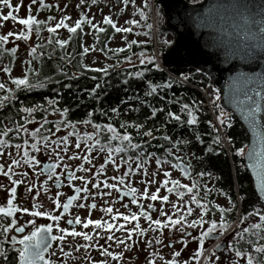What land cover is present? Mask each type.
Returning <instances> with one entry per match:
<instances>
[{
  "label": "snow or ice",
  "instance_id": "1",
  "mask_svg": "<svg viewBox=\"0 0 264 264\" xmlns=\"http://www.w3.org/2000/svg\"><path fill=\"white\" fill-rule=\"evenodd\" d=\"M39 7L37 8V12H39L42 8L49 7V5L45 4V0H38ZM132 4L133 12L130 15H135L139 17L140 21H146V13L145 9L151 8L148 3V0H140L139 6L135 3V0H120L121 5H126L128 3ZM191 2L195 3L196 0H191ZM30 4H36L37 0H29ZM85 0H80V3L77 5L79 7L81 4H84ZM90 3L95 4L96 0H90ZM55 7V5H52ZM7 8V14H0V21H7L9 19L14 22H18L20 25L24 26V28L31 29L32 25H36V33L39 35L40 28L39 25L42 23H46V21L36 20L34 16H32L31 9H27L28 15L25 18H18V16L13 14V8L17 11L21 7L20 3L16 5H12L9 0H0V8ZM158 8V6H157ZM87 11V9H85ZM124 8L121 7L119 12H123ZM119 12L117 14H119ZM157 19L159 18V12H156ZM53 17L48 16L47 20H52ZM70 17L67 15L61 16V18L56 22L55 26H47L46 31L50 34H54L55 28L63 27L67 30L69 34L80 31L81 36L83 35L82 24L87 23L90 30H94L92 34H98L105 31L103 27H98L99 23L103 25H111L112 30L116 33H130L132 29L130 27H117L116 23L110 19L109 15H104L102 21L97 23L92 22L91 17H87L84 12H81L75 22L69 26L65 21L69 20ZM125 24L132 26H139L138 21L136 19H126L124 21ZM182 23V22H181ZM196 23L198 27L201 28H213L222 33V36L225 39L221 40L220 47H226L228 49L226 53L227 58H231L233 60H238L242 65L252 64L259 60L261 63H264V0H216L215 3L210 4L204 11V13L200 14L196 17ZM145 29H149L152 27L151 24L145 23L143 25ZM143 35H148L147 31L142 33ZM9 36H14L16 39H24L25 41L28 39V32L21 30L19 33H13L9 31L4 35H0V48H3V45L8 42ZM71 39V35L69 37ZM69 39H55L54 43L57 47L63 48L64 46L69 44ZM98 40L99 37L96 36ZM109 40L112 39L111 36L108 37ZM121 40H124L123 47H117L114 49H108L107 44L103 46V49L96 48L93 49L91 45L88 47L80 45V52L78 53L80 57H83L86 53L91 50L96 51H111L113 53H120L125 49L130 50L131 45L143 44L145 41H137L133 40H125L123 36H121ZM48 43L51 40L47 41ZM171 43V41L164 40L162 42V46H167ZM35 47H29L27 50V56L33 57L35 53ZM4 52L8 53L10 56L17 52V46H13L11 48H4ZM138 55V63L139 65L145 66L143 69L137 68L135 71L127 73L126 79L122 81V83H127L128 78H135L142 82L144 86V95L153 97L159 95L161 101L164 100V96L162 94L164 89H170L172 84L176 82V78L169 76L168 78L162 79L161 82H155L153 79H144L145 73L151 72L153 70L159 71L160 65L158 63V57L153 55H143V54H134ZM125 62L131 63L130 57H123ZM94 63V61H93ZM150 66V67H149ZM79 67L84 68L86 70H90L92 72H101L107 75L106 68H90L89 65L81 63ZM111 67V66H108ZM2 70L5 74H7L10 69L8 66H4ZM196 71L199 73L200 69L197 68ZM29 73L35 75L34 70L31 68L30 63L27 70L24 72L23 78H12L11 83L16 86V89L24 88L31 89L36 87L29 83ZM191 74H180V82H186L189 80ZM45 79H48L45 77ZM71 79V77H70ZM93 79H95L93 77ZM40 87H43L41 84ZM65 88L69 87V85L65 84ZM100 85L97 84L89 89L90 95H95L97 88ZM209 91L206 92V95L210 97L209 103L213 107L214 113H216L213 117V121L205 120L204 124L208 126L211 130L209 133L210 139L208 140V146L203 148L205 153L216 151H220L221 143H226L231 145L233 143L232 137L228 135V131L234 126L233 119L230 113L225 112L223 108L220 107L219 104L214 103V101L218 98V91L216 88L211 85L207 86ZM225 103L231 104L232 108L239 114V116L243 119L245 125L247 126V131L251 135V141L248 145L244 147L235 148L234 155L236 157H243L247 161V169L251 172L252 179L254 181L255 192L253 193V198L255 199V204L251 205V210L239 217L241 223L244 222L245 219L251 217L258 216V222H253L249 227H243L240 230H236L239 228V225H236L233 228L228 220L226 219L225 214L231 213L235 207L234 202L229 198L227 203L228 207L225 208L223 206L217 205L215 203H211L207 201V196L210 189L207 187L206 183L204 186V202L201 201L194 193V190L198 189V185L195 181L191 184H182L177 179L170 178L169 171H162V175L165 179L159 181L160 187L155 188L150 194H148V184H155V180H145L143 177L147 176L146 170L140 173L141 180L138 183L144 184V190L139 194L138 199L143 201L147 199L149 201L159 200L161 202V208L159 211L160 217H165L164 220L160 219H151L149 215V211L154 210L153 205L149 203L147 208L149 211H145L143 207L138 205V199L136 197L137 189L131 186V180L128 179L127 184H125V178L130 177V175L137 174V169H141L149 163L154 156L153 153L149 152H141L143 144H146L147 141L142 142V144H136L131 142V137L128 131H124L122 134L117 132V129L113 126L112 123L92 124L94 128V132H84L81 134L80 132L75 131V126L78 123L82 124H90L92 123L90 119H85L81 121H70L66 119V114L68 112L67 108L57 109L55 105L57 104V100L55 98L49 99L45 97V101L47 105L51 106L54 112L59 113L60 119L55 121L52 124V127L57 131L60 130L61 125L66 130V134L64 136L55 137V133L51 130L48 131L47 135H38L39 129L28 130L24 128L23 124H20L16 128V132L20 135H26L32 138V143H29L28 139L23 140V147L21 144L9 145L6 140V135L4 132H0V144H4L5 146H11L18 150V154L22 157V160H17L13 158L11 163L8 165L7 170L4 169L3 165H0V175L7 178L10 182L11 187L6 189L9 194L6 200L5 205H0V216L4 218V223H0V264H62V262L57 259H51L52 256H56V251H50L52 248V242H56V250L59 252L60 257L64 258L63 264H66L67 259L71 256L72 252L78 251L83 248L85 250V259L87 264H109V260L101 259V260H93L87 256L88 250L96 249L99 252L101 257L110 258L112 261H116L117 264H120L121 258L123 256L122 252H114L109 251L104 246H101L97 243H92L94 238L93 232L95 233V238L99 239L101 237V232L107 233L106 241L113 242L116 246L123 245L124 249L127 250L132 247V235L133 232L141 238L144 237V234L149 230L148 228L142 229L139 223H135L132 227L124 228V224L132 221H137L138 217H143L145 222H148L150 228L153 231H159L165 227L169 229L171 232L173 230V226L182 225V227L177 228L176 230L183 232L184 227L197 229L198 226H202L207 223V228H200L198 230V234L195 237H192L193 240L197 241L196 248L194 252L184 260L179 259L181 253L180 251L173 250L170 253L169 259H164L163 256H160L159 252H153L151 250L148 251V256L146 264H155V260L158 258L162 264H190L191 261L195 260L196 264H220L219 257L216 256V249L220 248L222 245L217 244L212 248L207 250L208 254L205 253V249L202 247L206 238L216 237L211 236L212 233L218 232L220 236H230L231 239L227 241V246L225 248V252H231L233 259L228 261L227 264H240L241 258L243 259V264H264V244H257L255 241L245 240V243L251 245V251H241L239 248L235 247V242H239L240 239H244V234H248L250 229L252 230H261L264 229V67H261L258 71H243L237 70L234 71L231 76H229L226 84H225ZM0 89H2L5 93H9L10 90L2 83H0ZM203 91V89H201ZM58 94V93H57ZM15 97L12 95H5L0 97V102H7L9 100L14 99ZM99 99V97H96ZM132 97H129L128 100H131ZM140 103H145L143 99L139 96L136 97ZM127 101L121 100V104L126 103ZM167 103L169 104H178L179 111L174 113L171 110L163 111V109H157L154 106H149V112L151 116H156L158 111H163V120L165 122L174 121L177 125H187L189 129L192 126L200 123L198 119L199 114V104L201 103L198 100H192L188 103H185L180 97H176L175 100L169 96ZM147 106V105H146ZM40 109L39 104H33L31 107H25L21 105L19 108L20 113L32 114L34 111ZM113 115L117 114V107H111L108 109ZM92 111L87 113L88 117L92 116ZM182 114L184 118H182ZM20 120L24 121V124L30 123L27 116L21 115L19 117ZM111 119V117L109 118ZM148 117H145L147 120ZM219 125V127H217ZM121 127L133 128L137 130V133L146 137H149V140L155 139L156 137L152 136V130L149 129L147 131H142V126L140 123H126L121 122ZM163 127V124L160 125ZM101 130H106L108 136L106 138L105 144H101L98 133ZM11 131V130H9ZM81 135L84 138V148L86 149L83 153V156H78L75 152L71 155L67 156L68 160L78 159L81 160V164L75 166V171L79 172H87L88 169L84 168L82 165L84 163H90V157L88 153L93 150V147L99 148L101 151H106V155L103 158V163L96 165V171L90 174V178H86L84 176H75L74 170L71 166L64 164L61 166V173H64L65 178L68 182V186L72 187L73 195L68 196L62 205V211L60 214H53L57 208H60L58 200L55 198H51V203L55 205V207L51 210L40 211L39 208L43 207L42 204L36 203V196L32 197L33 204L32 210L29 211L27 208H20L14 204V191L17 185L22 183L21 179H13V175H19L22 178L27 175V173L19 172L14 173L12 171L13 166H18L23 163L28 168L34 169L33 175L36 174V170L34 168L35 165L39 164L40 161L37 160L35 155H30L29 152H39L40 147L38 146L37 141H39V145H42L45 149L46 155H55L56 160L53 163H44L42 171L47 174L49 172H53V170L60 165V162L65 159V157L60 155L59 150H55L51 148L52 144H62V151L65 153L68 152V145L70 143L69 137H75V143L72 145L73 148H79L81 143ZM49 136H54L55 139L50 140ZM164 141H167L171 148L165 147L163 149L164 154L166 156L172 157L174 162L170 163L171 169H178L180 175L185 179L190 178L189 169L191 168L190 164L184 163L180 156L173 155L171 149H178L179 144L188 145L190 143L189 140L177 139L173 142L167 134H164L161 137H158ZM115 140L116 146L113 148L111 146V141ZM194 140L201 145L204 144V140L200 134H196L194 136ZM91 141V143H88ZM124 142H128V146L132 149L137 150L138 157L142 155L143 160L138 158L136 161V167L132 168L128 166V161L121 157L120 162L116 163L113 159L114 153L126 152L127 148L122 147L121 145ZM215 146V147H213ZM156 147H161V145H156ZM247 148V151H244V148ZM2 152V149H0ZM99 154V153H98ZM193 159L198 160L199 157H196L195 154H192ZM187 159V156L184 157V160ZM155 165L159 169L162 163H169L167 159L162 161L159 156H155ZM111 163L112 168L114 170H119L121 165H125L123 175H115L113 177L105 176L104 180H99L98 177L104 174L105 165ZM241 169H244V165H241ZM55 180L53 181L56 187H59L61 184V176L59 173H54ZM153 178L156 173L153 172ZM197 177L207 176L209 178H213L210 172L198 171L195 173ZM51 179V177H49ZM80 180L82 185H88L91 183V188L93 190L98 188V185L107 188L114 189L117 193L122 195H126L131 198V204L137 205L138 211L133 213L131 210H128V214H124L119 212V210L113 211L111 205H107L102 207L100 211L105 213L110 217L111 223L108 220L104 219H89L85 217L81 220L80 216H76L74 219H68L65 223L69 227H60L59 221H61L64 213L68 212L72 202L77 200V194L83 192L85 196L89 194L88 189L86 187H75L72 185L73 180ZM108 179L115 180L119 185L125 186L124 190L120 187H117V184L106 183ZM171 185L172 187H167V185ZM36 183H30L28 190L36 187ZM161 188H164L165 193L175 192L177 195V199L179 200L185 193L189 194V200H184L181 204V207H177L175 201L171 202V208L173 212L180 213L181 208H183L184 214L178 216L177 219L172 218V212L168 213L167 216L163 210L164 202L168 201L167 194L164 196H158V192ZM0 189H4V185L0 184ZM39 189L41 191L47 192L45 188L44 182L39 183ZM109 193L105 192H96L93 191L91 193L92 196L101 195L105 196ZM221 196H224V192L219 193ZM61 195L60 192L56 193V196L59 197ZM243 199V197H239ZM118 199V197H117ZM116 200L113 201L115 203ZM192 204L198 208V216L195 219L187 220L186 215H191L193 212V208L188 205ZM206 204H210L211 210L219 213V220H205V213L210 209L206 206ZM123 207L127 208V205L122 204ZM77 207H86L89 212L95 207L93 203H80ZM27 213L32 219H28L23 223L18 224V217L14 216V213ZM186 214V215H185ZM41 217L45 218L49 222H57L55 224H35V218ZM117 218H119L123 223H115ZM75 223L79 225L81 229H86L89 226L92 227L93 232H85L83 230L76 231L75 229H71V225ZM53 228L55 229V234H52ZM27 229V230H26ZM96 229H100L101 231H95ZM120 230L126 231L127 235L124 239H119L115 237L112 231L109 230ZM11 230V234H10ZM253 236H256L258 239L264 240V236L260 235L259 231H253L251 233ZM188 235V234H185ZM70 236L73 239L76 237L82 238L85 243L81 244H71L65 241V237ZM155 243L157 245H162V239L157 236L154 238ZM125 240L129 241V243H125ZM181 243L182 246L186 245L187 240L184 236L180 237V240L176 241ZM67 243L68 251L64 250L63 244ZM151 240L145 241V248H150ZM110 246V245H109ZM138 246V245H137ZM163 246V245H162ZM167 247H172L171 238ZM47 254V256H46ZM214 257V258H213Z\"/></svg>",
  "mask_w": 264,
  "mask_h": 264
},
{
  "label": "trees",
  "instance_id": "2",
  "mask_svg": "<svg viewBox=\"0 0 264 264\" xmlns=\"http://www.w3.org/2000/svg\"><path fill=\"white\" fill-rule=\"evenodd\" d=\"M184 1L188 5H196L200 0H196L195 3L191 2V0ZM47 9L48 7L42 8L40 11L47 13ZM150 9L152 11L151 17L150 10L146 9L145 13L147 20L142 21L143 25L145 23L152 25V21L154 23L152 25L153 27L149 29L143 27L144 31L148 32V35H143L145 43L131 45L130 50L125 49L120 53H110L103 50L99 51L102 56L113 63L111 67H105L107 69V75L79 67V65L84 62L85 56L80 57L78 54L80 52V45L83 44L84 46L85 23L81 26L83 30L82 36L79 30L72 34L67 32V37L65 39H69L70 35L71 39H69V44L63 48L57 47L54 43L55 39L59 38V36L55 33L50 36L46 31L47 22L39 25V35L36 33L37 26L32 25L29 31L34 34L35 41L39 39V36H43L44 39L33 44V46H36L34 56L30 57V62H26V70L30 63L31 68L35 72V75L29 73V83L36 85V87L24 89V105L25 107H31L33 104H39L40 109L37 110L34 115L36 119L42 120L45 117V113L53 111L52 107L47 105L44 98H55L57 100L55 108L61 110L64 108L68 109L66 114L67 120L81 121L90 119L93 124L112 123L118 133L122 134L124 131H128L132 143L142 144V142L147 141L146 144H143L141 149L142 153H153V158L159 156L161 160L167 159L169 163L174 161L172 157L164 154L163 149L165 147L171 148V145L158 137L167 134L173 142L177 139L189 140L190 143L188 145L179 144L178 149H171L173 155L180 156L184 163L191 165L189 171L191 177L197 178L198 185L201 186L199 190L201 198L204 197L203 185L206 183L211 185L207 196L208 202H212L221 191L225 193L224 197H227V199L230 198L234 202L235 207L233 211L225 214L229 224L232 225L234 222L240 220L239 217L241 215L251 210V205L255 204L251 180L245 169H241V165H243L241 157H236L234 155L235 148L247 145L248 136L244 128L232 117L234 126L228 131V135L232 137L233 143L229 145V153L226 154L222 145H220L219 152L212 151L205 153L203 151V148L208 146V140L211 138L209 135L211 130L204 124V121L213 120L209 110L205 106L202 95L197 89L211 85L209 77L202 72L198 73L196 70L192 69H166L161 66L159 71L153 70L145 73L144 79H153L155 82H161L162 79L168 78L169 76L176 78V82L172 84L170 89L163 90V101L160 100L159 95L153 97L145 96L144 86L140 80L128 78L127 83H122V81L126 79L127 73L133 72L137 68L143 69L145 67L139 64L121 67L122 64L126 63L123 57L137 56L134 54L153 55L155 52L157 57L161 59L162 54L172 45L171 42L167 46H162L165 35L169 32L166 31L163 26L161 5L157 0H152ZM157 11L159 12L158 19L156 17ZM101 27H103L105 31L95 34L94 40L97 47L103 49V46L110 41L108 37H113L116 32L112 30L111 25L102 24ZM96 36L99 37L98 40ZM49 40H51L50 43L47 42ZM10 57L13 58V55ZM33 60L37 61L35 63V68L33 67ZM181 73L191 74L189 80L186 82L177 80ZM45 77L48 79H45ZM93 77L95 79H93ZM41 84L43 87H40ZM65 84L69 85V87L65 88ZM97 84H99L100 87L97 88L95 95H90L88 90ZM137 96L143 99L145 103H140L139 100L136 99ZM169 96H171L173 100H175L176 97H180L185 103L192 100L200 101V111L198 114L200 123L189 129L186 124L177 125L174 121L165 122L163 120V111L171 110L174 113L179 111L178 104L167 103ZM96 97H99V99ZM129 97H132V99L128 100ZM121 100L127 102L121 104ZM149 106L163 109V111H158L156 116L153 117L149 112ZM111 107H117V114L113 115L108 111ZM89 111L93 113L91 117L87 115ZM55 113L57 115V121L60 117L58 112ZM110 117L111 119H109ZM145 117H148V119L145 120ZM182 118H184L183 114ZM122 121L126 123H140L142 131L151 129L152 136L156 138L149 140V137L138 134L137 130L133 128L121 127ZM161 124H163V127H160ZM81 125L82 123H78L75 128ZM217 126L219 127V125ZM60 129H64L62 125ZM74 130L76 131V129ZM196 134L202 136L204 140L203 145L194 140ZM99 135L102 138L106 137L107 133L104 134L100 131ZM110 143L114 145L113 141ZM126 144V153L128 155L134 156L137 159H143L142 155L138 157L137 150L128 146V142H124L121 146L123 147ZM156 145H161V147L158 148ZM245 149L246 147L244 150ZM193 153L196 157H199L198 160L193 159ZM185 156H187L186 160H184ZM198 171L210 172L213 178L207 176L197 177L195 173ZM239 197H243V199ZM254 222H258V216L255 217ZM249 226L250 224L246 227ZM253 231H259L260 235L264 236V229H250L248 234H244V239L239 240L238 246H243L245 250L251 251V245L245 243V240L255 241L257 244H264V240L258 239L251 234Z\"/></svg>",
  "mask_w": 264,
  "mask_h": 264
},
{
  "label": "flooded vegetation",
  "instance_id": "3",
  "mask_svg": "<svg viewBox=\"0 0 264 264\" xmlns=\"http://www.w3.org/2000/svg\"><path fill=\"white\" fill-rule=\"evenodd\" d=\"M13 0H9V2L12 4ZM27 3H29V0H26ZM17 3L21 4V7L25 6L24 0L21 3V0H17ZM16 3V4H17ZM38 0H37V5H38ZM13 5V4H12ZM35 5V4H33ZM4 12V14H7V8H0V14ZM19 17V12L13 8V14ZM11 21V19H9ZM13 21V20H12ZM17 23V22H16ZM3 23H1L0 21V25H2ZM17 46V52L15 54H13V58H11L8 53L4 52L3 49L4 48H11L13 46ZM36 49V48H35ZM22 53L21 47L16 44H14L13 42L11 43L10 41H8L6 44L3 45V48H0V69H3L4 66H8L10 71L5 74L2 70H0V83L4 84L9 90V93H5L2 89H0V97H3L5 95H12L15 98L12 100H9L7 102H0V132H4L6 135V140L7 143L9 145H15V144H21V146L23 147V140L24 139H28L29 141L31 140L30 143H32V138L28 137L26 135H20L19 133L16 132V128L18 125L23 124L24 128L28 129V130H32V129H39L38 131V135H47L48 131L51 130L52 132H54L56 134L57 130L55 128L52 127V124L56 121L57 115L54 111H50L49 113H45V117L41 120V119H36L35 118V112L34 111L32 114H27V113H20L19 112V108L21 107V105H24V88H20V89H16V86L13 85L11 83V79L12 78H23L24 72L26 71V62H30V57L27 56L26 54V58L22 61V65H21V69L22 70H16V63L15 60L17 59V54ZM36 60H33V67L35 68ZM21 115L27 116L28 120L31 121L30 123L24 124V121L20 120L19 117ZM93 123L90 124H82L81 127L83 129V131L81 132L82 134L84 132H89L92 133L94 132V128L92 127ZM86 128V130L84 129ZM11 130V131H9ZM102 133H107L106 130H101ZM99 139L101 144H105L106 137H100L99 133H98ZM54 138V136H49V139L52 140ZM112 142V141H111ZM114 145H111L113 148H115L116 146V141L113 140ZM38 146L39 145V141H37ZM88 143H91V141H88ZM82 145V151L80 152V156H83L84 151L86 150L84 148V138L83 135H81V143ZM126 145H124L123 147H126ZM95 147V146H94ZM93 150L90 151L88 153L89 157H90V163H84L82 166L84 168H87L88 171L87 172H79V171H75V166L78 165V163L81 164V160L75 159L74 161L71 162V164H69V166H71L74 170V175L75 176H84L86 178H90V174L92 172L96 171V165H99L100 163H103V158L104 156L107 154L106 151H101L99 148H95ZM52 149H55L54 145H51ZM127 148V147H126ZM0 149H2V152H0V165H2V160L4 157H6L5 155H7L9 152V149H12V151L17 150L14 147L11 146H5L4 144H0ZM31 153V152H29ZM34 153L36 156L40 157L41 159H37L40 161V163L38 164L39 166V172L42 176V178L44 179V185L47 186V192L43 191L42 194L36 195V193H28L27 195H23L21 197L20 202H17V199H14V204L16 206L19 207V204H21L22 208H27L29 211L32 210V197L35 195L36 196V203L38 204H42L43 207L39 208L38 210L40 211H44V210H51L55 207V205H53L51 203V198H55L58 200L59 204L61 205L60 208H57L55 212H53V214H60V212L62 211V205L64 200L70 196L73 195V191H72V187L68 186V182L65 178L64 173H61V168L60 165H58L53 172L54 173H59L61 176V184L59 187H56L53 183V181L55 180V175H53V172H49L47 174L43 173L42 171H40L41 169H43V165L44 163H53L55 162V158H54V154L49 156L45 154V150H42V152H32ZM99 153V154H98ZM102 153V155H100ZM121 157H123L125 160L128 161V166L135 168L136 167V161L137 158H135L134 156L128 155L126 152H119V153H114L113 155V159L115 160L116 163L120 162ZM141 160L142 163V158H139ZM155 159V158H154ZM164 161V160H162ZM170 165V163H165ZM124 168L125 165H121L119 170H114L112 168L111 163H108L105 165L104 168V174L100 175L98 177L99 180H104L105 176L107 177H113L115 175H123L124 172ZM175 171H177L178 176L180 177V179H184V177H182L180 175V172L178 169H174ZM138 171V169H137ZM79 173V174H78ZM49 177H51V179H49ZM135 174L134 175H130V177L125 178V184H127L128 179L131 180V186L137 189L136 192V197L138 199L139 194L141 192H143L144 190V184H137L136 180H135ZM174 179V178H171ZM179 180V179H177ZM186 180H190L191 184L193 181H195L198 185L197 182V178L195 177H191V173H190V178L186 179ZM180 181V180H179ZM72 185L75 187H86L88 189L89 194L87 196H85V194L83 192L77 194V200L72 202V205L70 206L68 212L64 213V215L62 216L61 222L63 223L62 228L63 227H69L65 221L68 219H74L77 215L80 216L81 220H83L85 217H88L89 219H104V220H108L110 223L112 222L110 220V217L108 215H106L105 213H102L100 211V209L102 207H105L107 205H111L113 208V211L115 212L116 210H119V212L124 213V214H128V210H131V212L135 213L138 211V207L137 205H133L131 204V198L126 196V195H122L120 193H117L114 189L110 190L107 188H103L101 186L98 185V188L93 190L91 188V183H89L88 185H82L80 180H73ZM106 183H112V184H117V187H120L122 189V191L124 190L125 186L119 185L118 182H116L115 180L112 179H108L106 181ZM180 183H182L180 181ZM0 184H2V181L0 179ZM184 184V183H182ZM208 188L211 187L210 184H206ZM141 186L140 191H138V187ZM205 184L203 185L204 188ZM160 187V184L157 186ZM167 187H172L170 184L167 185ZM200 185H198V189L194 190V193L196 196H198L202 202H204V197L201 198L199 195V190H200ZM155 190V189H154ZM160 190H162V194L159 196H164L167 194V196L169 195H176L175 192H170V193H165L164 188H161ZM93 191L96 192H105V193H109L108 195L105 196H101V195H96V196H92L91 193ZM60 192L61 195L59 197L56 196V193ZM17 192L14 191V195H16ZM209 194V193H208ZM8 193H6L5 195L3 194L2 190L0 189V205H5L6 204V200L8 197ZM185 195H189L187 193H185L183 195V197ZM118 197V199H117ZM116 200L115 203H113V201ZM184 200L187 199H174V200H169L164 202L163 204V210L167 216L168 213L172 212V218L173 219H177L179 215L184 214L183 212V208H181V212L180 213H175L173 212L172 208H171V202L175 201L177 204V207H181V204ZM189 200V199H188ZM215 200V199H214ZM214 200L211 203H214ZM80 203H84L85 205L88 203H93L95 205V207L89 212V210L86 207H77V205H79ZM151 203L153 205V209L149 211L147 208V205ZM122 204L127 205V208L123 207ZM138 205H140L141 207H143V209L145 211H149V215L151 217V219H160V220H164L165 217H160L159 216V211L161 208V202L158 200L157 202H153V201H149L147 199H144L143 201H140L138 199ZM191 208H194L197 212H198V208H196L195 205L189 204L188 205ZM207 207H209V211L205 213V217L204 219L207 221L209 219H213V220H219L217 219V217L219 218V216H217L216 212L214 210H211L210 205L206 204ZM186 215V214H185ZM15 217H18V224L19 223H23L24 221L28 220V219H32V217H30L27 213H14ZM198 215H186V219L187 220H192L195 219ZM60 222V221H59ZM139 223L140 227L142 229L144 228H148L149 230L144 234V237L141 238L139 236H137L135 234V232H133L132 235V247H130L129 249H127V253L131 254V258H132V263L134 261H138L140 258H144V257H149L148 256V251L151 250L153 252L158 251L159 253H162V255H168V253L173 250L176 251H180L181 255L179 257V259L184 260V256L185 254L191 255L197 245V241L193 240L192 237L197 236L198 234V230H200V228H207V223H205L202 226H198L197 229H192V228H187L184 227V231L180 232L178 230H176L179 227H182V225H176L173 226V230L170 232L169 229L167 227L159 230V231H153L150 228V225L148 222H145L143 217H138L137 221H132V222H128L124 224V228H129L132 227L135 223ZM0 223H4V218L2 216H0ZM48 223H57V222H49L47 221L45 218H41V217H37L35 218V224L36 225H40V224H48ZM117 224L119 223H123L119 218H117L116 222ZM71 229H75L76 231H85V232H93V229L91 226H89L86 229H81L79 225H76L75 223H73L71 226ZM27 230V229H26ZM95 231H101L100 229H96ZM112 231L113 235L119 239H124V237L127 235L126 231H120V230H109ZM10 234H11V230H10ZM52 234H55V230L53 228V232ZM188 234V235H185ZM219 235L218 232H214L211 234V236H216ZM93 240L92 243H97L101 246H104L105 248H107L109 251H114V252H120V251H124V247L123 245L121 246H116L113 242H108L107 244L105 243L106 241V236L107 233L105 232H101V237L99 239L95 238V233L93 232ZM159 236L162 239V245H157L155 243V237ZM184 236V238L187 240L186 245L182 246L181 243H178L176 241L180 240V237ZM220 236V235H219ZM67 240H65L67 243H71L73 245L75 244H83L85 243V241L82 240V238L80 237H76L75 239H73L70 236H66L65 237ZM171 238L172 241V247L169 248L167 247L169 240ZM231 239L230 236H220L219 239H213L211 237L206 238L204 243H203V248L205 249V254L207 253V250L212 248L214 245H217L218 243L222 245V248H218L216 249V255L222 259L223 264H227L228 261L233 259L232 253L231 252H226L227 255L224 256V252H225V248L227 246V241ZM147 240H151V244H150V248H145V241ZM67 243H64L63 246L66 247V250L68 251V247H67ZM125 243H129V241H125ZM235 244V247L239 248L241 251H245V247L243 246H238L239 242H233ZM56 242H52V248L50 249V251H56ZM110 245V246H109ZM138 245V246H137ZM160 255V256H162ZM47 256V254H46ZM87 256L90 257L93 260H99V252L96 249H91L88 250L87 252ZM71 257H73L76 261H80L79 263L82 264H87V261L85 259V250L83 248L79 249L78 251H74L71 254ZM85 259V260H84ZM158 259V258H157ZM62 262V261H61ZM63 264V262H62Z\"/></svg>",
  "mask_w": 264,
  "mask_h": 264
},
{
  "label": "rangeland",
  "instance_id": "4",
  "mask_svg": "<svg viewBox=\"0 0 264 264\" xmlns=\"http://www.w3.org/2000/svg\"><path fill=\"white\" fill-rule=\"evenodd\" d=\"M23 0H21L22 3ZM202 0L199 1V3ZM17 0H13L12 4L16 5ZM25 6L20 7L18 12H19V17L20 18H25L29 13L27 11V9H31V15L35 17L36 20H44L46 21L48 24L47 26H55L56 22L61 18V16L67 15L70 17L69 20L65 21V23H67L69 26H71L75 20L78 18L79 14L81 12H84V14L87 17H91L92 18V22L93 23H97L99 21H102V18L104 15H109L110 19L113 20L116 23L117 27H130L132 29V31L130 33H116L112 39L106 43L108 49H114L117 47H123L124 44V40H121V36H123L125 38V40H137V41H145V38L143 36V23L142 21L139 20L138 16L135 15H130L133 12V7L131 2L126 4V5H121L120 0H96L95 4L90 3V0H85L84 4H81L79 7H77V5L80 3V0H45V4L49 5L48 9H47V13L39 11L37 12V8L39 7V3L38 5L35 4H30L27 3L26 0H24ZM135 3L137 4V6H139L140 4V0H135ZM148 3L150 6H152V0H148ZM52 5H55V7H53ZM123 7L124 11L123 12H119V9ZM85 9H87V11H85ZM146 12V9L144 10ZM119 12V14H117ZM1 14H4V12H2ZM152 11L150 9V17H151ZM16 15V13H15ZM51 16L53 17L52 20H47V17ZM136 19L138 21V25L139 26H132V25H128L125 24L124 21L126 19ZM1 23H3L2 25H0V35H4L6 33H8L9 31L13 32V33H19L21 30H24L26 32H28V39L25 41L24 39H16L14 36H9L8 41H10L11 43L13 42L14 44L18 45L21 47L22 53L17 54V59L15 60V65H16V70H22L21 69V65H22V61L26 58V54H27V50L29 47H33V44L36 42H40L42 41L43 36H39V39L37 41H35V36L34 34L29 31V29L24 28V26L20 25L18 22H14V21H1ZM153 21H152V25H153ZM102 23L98 24V27H101ZM153 27V26H152ZM94 32V30H90L88 27V24L85 23L84 25V46L88 47L89 45L92 46L93 49L98 48L96 45V42L94 40L95 38V34H92ZM54 33L56 35L59 36V39H65L67 37V30L63 27L60 28H55ZM164 40L167 41H171L173 42V36L170 33H167L165 35ZM139 45V44H138ZM111 53V51H108ZM153 54L156 55V53L154 52ZM157 56V55H156ZM158 60L161 62V60L158 58ZM94 61V63H93ZM130 61L131 63L129 64L128 62L124 63L121 65V67H126L129 65H133V64H139L138 63V55L137 56H130ZM84 64L89 65V67H95V68H105L108 66H111L113 63L111 61H109L108 59H106L104 56H102L100 54L99 51L96 50H91L88 53L85 54L84 56ZM77 132H82L83 129L81 126H78L75 128ZM86 130V128H84ZM66 134V130L65 129H60L59 131L56 132L55 137L58 136H64ZM82 134V133H81ZM55 137L53 139H55ZM52 139V140H53ZM69 145H68V152L65 153L64 151H62V144H53L55 147V150H59L60 151V155L65 157V159L63 161L60 162V168L62 165L64 164H71L72 161L74 160H68L67 156L71 155L73 152H75L78 156H80V152L82 151V145L80 144L79 148H73L72 145L76 142L75 141V137H69ZM31 142V140L29 141V143ZM96 147H94L95 149ZM42 150H45L43 148L42 145H40V151L42 152ZM245 151V150H244ZM8 154L5 155L6 157L3 158L2 160V165L4 166V169L7 170L8 165L11 163V160L13 158L17 159V160H22V157L18 154V150H14L12 151V149L8 150ZM30 155H35L34 153H29ZM102 155V153L100 154ZM36 156V155H35ZM37 159H41L40 157L36 156ZM54 158L56 160V157L54 155ZM154 158H152L151 160H149V163L144 166L141 169H138L137 174H135V180L137 184H142V183H138V181L141 180V175L140 173H142L143 171L146 170L147 172V176L143 177L145 180H155V184L149 183L148 184V194H150L155 188H157V186L159 185V181L162 179H165L162 175V171L166 170L170 172V178H174V179H179L182 183L184 184H189L190 180H184V179H180V177L178 176L177 171H175L174 169L170 168V165L162 163L160 168L158 169L155 165L154 162ZM80 164V163H78ZM35 170H36V174L33 175L34 169L28 168L26 165H24L23 163L19 164L18 166H13L12 171L14 173H19V172H24L27 173V175L25 177H21L19 175H13V179H21L22 183H20L19 185L16 186L15 191L17 192L16 195H14V197L17 199V202H20L21 197L23 195H27L28 193H36V195L42 194L43 191H41L39 189V183L44 181V179L42 178L40 172H39V166L38 164L34 166ZM153 172L156 173L155 177L153 178ZM79 174V173H78ZM0 179L2 181V184L4 185V189H1L3 194L5 195L7 193L6 189L8 187H11L10 182L7 180L6 177L0 175ZM36 183V187L31 188V190L29 191V184L30 183ZM45 188H47V186L45 185ZM141 186L138 187V191H140ZM162 190H160L158 192V196L162 194ZM14 198V199H15ZM169 200H174L177 199V196L175 195H169L168 196ZM181 199H189V195H185L184 197L182 196ZM157 200H154L153 202H157ZM228 199L227 197L221 196L219 194L216 195V198L214 200V203L220 206H223L225 208L228 207V203H227ZM33 203V202H32ZM22 206L21 204H19V207ZM22 208V207H20ZM192 214L198 215V212L193 208V212ZM217 216H219V213H217ZM217 219H219L217 217ZM255 217H251V218H247L244 220L243 223H241V221H237L234 222L231 226L233 228L236 227V225H239V228H236V230H240L243 227L248 226V224H251L254 222ZM63 222V221H62ZM61 221L59 222V226L62 227L63 223ZM55 230V229H54ZM65 240H67L65 238ZM127 241V240H125ZM64 250H66V247L64 246ZM123 253V256L121 258V262L120 264H131L132 262V258H131V254L127 253V251L124 249V251H120ZM56 256H52L51 259L53 260H57L59 259L60 261L64 262V258L60 257L59 252L56 250ZM170 253L171 251L168 253V255H162V253H159L160 255H162L164 257V259H169L170 257ZM205 254V253H204ZM190 255L185 254L184 259H187ZM217 256V255H216ZM150 257H144V258H140L138 261H134L133 264H146L147 259H149ZM214 258V257H213ZM101 259H107L109 260V264H117L116 261H112L110 260V258L107 257H101L99 255V260ZM85 260V259H84ZM80 261H76L73 257H69L66 261V264H82L79 263ZM219 262L220 264H223L222 259L219 258ZM155 264H162V262L159 259L155 260ZM190 264H196V261L193 260L190 262ZM240 264H243V259L241 258L240 260Z\"/></svg>",
  "mask_w": 264,
  "mask_h": 264
},
{
  "label": "water",
  "instance_id": "5",
  "mask_svg": "<svg viewBox=\"0 0 264 264\" xmlns=\"http://www.w3.org/2000/svg\"><path fill=\"white\" fill-rule=\"evenodd\" d=\"M157 2L161 5L163 26L173 36L172 45L161 56L162 67L177 70H196L199 68L200 72L206 74L211 85L218 91L217 104L225 112L230 113L244 128L248 136V145L251 141V135L247 131L243 119L236 113L231 104L225 103L224 86L234 71L256 72L264 67V63L257 60L255 63L242 65L238 60L227 58L228 49L218 46L221 40L225 39L222 33L213 28L197 26L196 17L204 13L205 9L210 4L215 3L216 0H202L196 5H188L184 0H157ZM241 160L255 192L251 172L247 169V161L243 157ZM214 237H216L215 239L220 238L219 235ZM226 255L227 253L224 252V256Z\"/></svg>",
  "mask_w": 264,
  "mask_h": 264
},
{
  "label": "built area",
  "instance_id": "6",
  "mask_svg": "<svg viewBox=\"0 0 264 264\" xmlns=\"http://www.w3.org/2000/svg\"><path fill=\"white\" fill-rule=\"evenodd\" d=\"M158 63L162 67L161 62L159 60H158ZM179 78L180 77H178L177 80H180ZM201 89H203V91ZM197 91L202 95L204 102H205V106L209 110V112L212 116V120H213L215 113L213 111L212 105L209 103L210 97L206 95V92L209 91L208 87L206 86L204 88H199V89H197ZM217 101H218V98L214 101V103L217 104ZM221 145H222V148L226 151V154H228L229 153V151H228L229 145L226 143H223V142L221 143Z\"/></svg>",
  "mask_w": 264,
  "mask_h": 264
}]
</instances>
